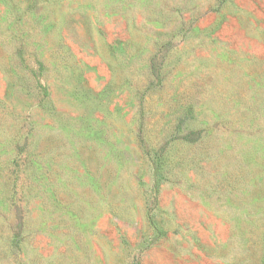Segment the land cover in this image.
<instances>
[{
    "label": "rangeland",
    "instance_id": "1",
    "mask_svg": "<svg viewBox=\"0 0 264 264\" xmlns=\"http://www.w3.org/2000/svg\"><path fill=\"white\" fill-rule=\"evenodd\" d=\"M0 264H264V0H0Z\"/></svg>",
    "mask_w": 264,
    "mask_h": 264
},
{
    "label": "trees",
    "instance_id": "2",
    "mask_svg": "<svg viewBox=\"0 0 264 264\" xmlns=\"http://www.w3.org/2000/svg\"><path fill=\"white\" fill-rule=\"evenodd\" d=\"M158 172H159L158 166L156 165L155 166V176L157 175L158 178L156 179L155 188H158L159 187L160 174Z\"/></svg>",
    "mask_w": 264,
    "mask_h": 264
}]
</instances>
